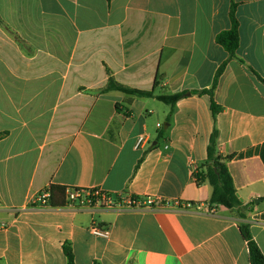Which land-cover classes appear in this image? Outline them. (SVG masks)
<instances>
[{
    "label": "crops",
    "instance_id": "obj_1",
    "mask_svg": "<svg viewBox=\"0 0 264 264\" xmlns=\"http://www.w3.org/2000/svg\"><path fill=\"white\" fill-rule=\"evenodd\" d=\"M234 4L231 58L217 37ZM111 77L186 95L102 92ZM263 80L264 0H0V264H67L65 244L76 264H250L241 224L264 254ZM215 130L246 219L209 214L197 185ZM52 186L169 205L33 207Z\"/></svg>",
    "mask_w": 264,
    "mask_h": 264
},
{
    "label": "trees",
    "instance_id": "obj_2",
    "mask_svg": "<svg viewBox=\"0 0 264 264\" xmlns=\"http://www.w3.org/2000/svg\"><path fill=\"white\" fill-rule=\"evenodd\" d=\"M235 10L236 5L234 4L231 11L233 27L229 31L222 32L217 37L218 43L221 44L229 52L231 58L236 57V51L239 47L240 42L239 25L235 16ZM222 70L223 67L218 70L212 88L200 93H207L213 96L214 89L217 85L219 75L221 74ZM157 86L158 82L155 83V88ZM110 91H119L124 94L137 97L156 98L171 107H173L186 95V93H176L173 95H156L154 90L144 91L126 87L115 81L113 77L109 79L106 87L102 89V92L104 93ZM212 110L214 115H216L221 109L213 102ZM217 139L218 132L215 130L208 147V159L204 166L205 170L196 174L197 185H200L203 182H208L211 185L212 194L209 200V204L212 207L223 206L229 210H235L237 216L246 219L247 213L250 212L251 209L249 208V206L244 205L237 195L235 183L228 167V161L231 159V157L229 156L223 158L222 156L217 154ZM67 190L68 189L64 187L52 186L49 205L52 207L67 206ZM240 229L244 239L248 244L250 264H264V254L255 241L251 233L250 226L248 224H241ZM63 248L65 256L67 257V264H76L75 254L71 245L65 244Z\"/></svg>",
    "mask_w": 264,
    "mask_h": 264
},
{
    "label": "built area",
    "instance_id": "obj_3",
    "mask_svg": "<svg viewBox=\"0 0 264 264\" xmlns=\"http://www.w3.org/2000/svg\"><path fill=\"white\" fill-rule=\"evenodd\" d=\"M160 127V125H158ZM145 142L143 137L138 139V146H141ZM67 201L68 205L77 206H94V207H106V208H126V209H142L151 208L155 206L169 205L168 201H163L161 199L154 198H138L131 194H121L118 196H113L110 193L103 192L99 189L83 190V189H68L67 190ZM51 197V190L46 189L38 194H36L31 199V205L33 207L43 208L49 206V199ZM180 205V202H176ZM187 208L199 207L197 205L187 203L185 205ZM216 212V207L208 206V213L214 214ZM92 233L95 236L108 238L109 230H104L96 225L91 228Z\"/></svg>",
    "mask_w": 264,
    "mask_h": 264
},
{
    "label": "water",
    "instance_id": "obj_4",
    "mask_svg": "<svg viewBox=\"0 0 264 264\" xmlns=\"http://www.w3.org/2000/svg\"><path fill=\"white\" fill-rule=\"evenodd\" d=\"M238 197H239V196H238ZM240 200L242 201L241 198H240ZM261 201H262V199H256V200L254 201V205H255V206L258 205Z\"/></svg>",
    "mask_w": 264,
    "mask_h": 264
}]
</instances>
